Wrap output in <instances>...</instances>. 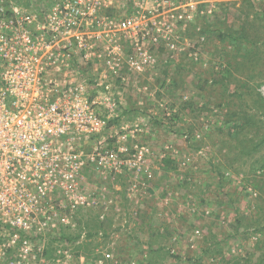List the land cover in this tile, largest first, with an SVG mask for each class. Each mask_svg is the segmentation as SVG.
<instances>
[{"label": "rangeland", "instance_id": "rangeland-1", "mask_svg": "<svg viewBox=\"0 0 264 264\" xmlns=\"http://www.w3.org/2000/svg\"><path fill=\"white\" fill-rule=\"evenodd\" d=\"M69 1L11 0L30 14ZM99 2L88 13L97 37L85 36L94 47L82 71L88 90L97 88L102 137H114L122 164L105 179L85 169L87 188L99 191L67 212L66 225L25 233V246L0 227L3 264H255L263 238L251 226H264V200L242 189L247 169L233 175L232 162L226 170L237 154L226 105L238 109L233 94L243 79L228 66L236 43L218 33L238 31L244 14L263 15L264 0ZM237 218L250 227L237 232Z\"/></svg>", "mask_w": 264, "mask_h": 264}, {"label": "built area", "instance_id": "built-area-1", "mask_svg": "<svg viewBox=\"0 0 264 264\" xmlns=\"http://www.w3.org/2000/svg\"><path fill=\"white\" fill-rule=\"evenodd\" d=\"M99 3L71 0L30 14L0 0V227L16 230L22 246L25 233L66 225L67 212L98 193L85 169L105 179L122 164L114 137H102L97 88L88 90L82 71L94 47L85 36L97 37L88 13Z\"/></svg>", "mask_w": 264, "mask_h": 264}, {"label": "trees", "instance_id": "trees-1", "mask_svg": "<svg viewBox=\"0 0 264 264\" xmlns=\"http://www.w3.org/2000/svg\"><path fill=\"white\" fill-rule=\"evenodd\" d=\"M244 16L245 19L239 24L238 31H234L230 27V29H227L226 34L223 32L218 33V37L222 40L236 43L234 63H228V66L232 67L234 72L240 73L243 79L238 81L240 91L238 92L236 89L233 94V98L239 102L238 109L231 111L230 104L226 105L228 108L225 114L227 121L235 126V130L229 138L234 142V148L237 151L235 156H229L226 170L232 171L234 162L236 168H234L235 174L233 175L243 173L242 169H247V172H244L241 178L243 182L242 189H250L251 193L258 194L256 196L258 199L264 200V95L247 84L249 81L254 82L255 78L254 83L257 88L264 83L261 80L264 77V14L259 17L253 12L251 19H249V14H244ZM256 21L259 23L257 24ZM231 72L230 69L226 70L228 76H231ZM221 79L220 76L218 79L214 77L213 83H217ZM164 162L170 163V161ZM214 167L219 177L224 179L223 174L220 172V166L217 164ZM221 185H223V182ZM256 208L255 215L257 217V213L261 212L262 206L256 205ZM243 219L245 221L249 220L237 218V232L241 228L247 229L251 225L249 221L245 224ZM251 227L254 228V232L256 231L263 238L261 243L258 242V245H261L264 250V226ZM255 264H264V256Z\"/></svg>", "mask_w": 264, "mask_h": 264}]
</instances>
